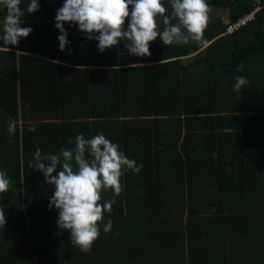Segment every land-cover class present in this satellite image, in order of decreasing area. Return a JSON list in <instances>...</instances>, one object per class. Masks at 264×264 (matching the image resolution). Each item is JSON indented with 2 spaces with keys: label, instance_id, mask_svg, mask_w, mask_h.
<instances>
[{
  "label": "trees",
  "instance_id": "16d2710c",
  "mask_svg": "<svg viewBox=\"0 0 264 264\" xmlns=\"http://www.w3.org/2000/svg\"><path fill=\"white\" fill-rule=\"evenodd\" d=\"M206 2L228 8V20L209 21L204 47H168L157 37L149 57L127 54L123 42L99 53L98 41L65 23L71 43L61 51L54 17L63 0H39V10L21 18L33 31L17 46L0 41V171L9 178L0 200L7 221L0 225V264H141L157 241L165 264H264V186L248 185L249 173L239 172V162L252 156L260 163L256 174L264 171V8L224 34L250 0ZM5 14L0 10V21ZM130 63L136 65L118 67ZM237 75L249 81L239 93ZM9 119L17 125L13 143ZM101 132L143 168L121 177L123 192L104 214L113 227L105 234L101 225L84 253L57 227L58 210L48 208L54 186L29 164L37 146L58 154L74 147L78 134ZM228 151L236 186H193L197 168ZM112 195L103 192L101 202Z\"/></svg>",
  "mask_w": 264,
  "mask_h": 264
},
{
  "label": "clouds",
  "instance_id": "9594fccd",
  "mask_svg": "<svg viewBox=\"0 0 264 264\" xmlns=\"http://www.w3.org/2000/svg\"><path fill=\"white\" fill-rule=\"evenodd\" d=\"M21 3L22 0H0V10H6L0 21V41L4 45L17 46L20 39L33 31L30 26H21V18L37 12L39 0H30L26 8ZM169 3L170 13L163 0H63L54 17L60 33L59 49L65 51L71 43L65 23L78 26L89 41H98L99 53L123 42L127 54L149 57L150 42L157 37L168 47L190 42L206 46L204 33L210 19L206 0H169ZM67 51L70 54L71 50ZM243 68L241 62L236 71ZM234 79L233 90L237 93L249 83L244 76L237 75ZM16 129V122L9 119L8 143L14 142ZM35 130V126L28 128L29 132ZM68 143H73L71 138ZM29 167L41 172L47 185L54 186L48 208L58 210L57 227L70 231L71 244L89 253L101 235V225L105 234L113 227L111 218L105 223L104 214L113 211L116 198L123 192L121 177L127 170L139 173L143 165L128 158L118 144L101 132L90 138L78 134L74 147L61 148L58 154H44L37 146ZM8 191V175L0 171V200ZM106 191L112 192V198L101 202ZM6 223L4 208L0 206V225Z\"/></svg>",
  "mask_w": 264,
  "mask_h": 264
},
{
  "label": "crops",
  "instance_id": "0c3cea01",
  "mask_svg": "<svg viewBox=\"0 0 264 264\" xmlns=\"http://www.w3.org/2000/svg\"><path fill=\"white\" fill-rule=\"evenodd\" d=\"M208 6H209V18L212 17L210 16L212 15V13L216 14L215 12L220 13L218 16L220 18H223V19L228 18V8L221 7V6H215V5H208ZM225 10L227 11L226 12L227 14H224L226 15L225 16L226 18H224L222 15V13H224ZM215 19H209V21H212ZM125 26H127V23L125 24ZM192 55L193 54L183 56L182 57V61H184L183 63L188 62ZM37 56H41V55H37ZM163 61L164 60H162V62ZM149 64H152V63H149ZM128 65H136V63H130L127 65H118V67H123V66H128ZM71 66L80 67V65H75V64H72ZM91 66L88 65L87 67H91ZM213 154H214L213 160L209 161L206 164L207 166L201 165L200 167L197 168V172L195 174L196 179L194 181L196 184H194L193 186H236L235 184H233V182L229 183L230 175L233 173L232 167H231V161H230L232 159L231 152H229V154L226 155V157L220 154L217 155L216 152ZM221 157L223 158V161H218ZM250 160L251 162H247V161L245 162L243 161L241 163L239 162V172L243 171L244 174L245 172L249 173V180L251 182L248 185L264 186V171L261 174H258V175L256 174L258 167L260 165L259 161L257 160V156L250 157ZM186 209H187V206L185 210ZM182 219L184 220V222H186V212L183 214ZM164 250L165 249L163 246L161 245L159 246V241H157V243L153 244L152 246L151 245L147 246V251L145 252V255H144V258L141 264H165L167 260H169V257L168 255H166L167 253H165ZM155 255L157 256V258H153ZM175 264H178L177 261H175Z\"/></svg>",
  "mask_w": 264,
  "mask_h": 264
},
{
  "label": "built area",
  "instance_id": "2783aa9c",
  "mask_svg": "<svg viewBox=\"0 0 264 264\" xmlns=\"http://www.w3.org/2000/svg\"><path fill=\"white\" fill-rule=\"evenodd\" d=\"M250 9L238 16L235 20L229 21L224 30V34H230L234 31L240 29L241 27L247 25L249 22L253 21L256 14L264 8V3L262 0H250Z\"/></svg>",
  "mask_w": 264,
  "mask_h": 264
},
{
  "label": "rangeland",
  "instance_id": "374dc122",
  "mask_svg": "<svg viewBox=\"0 0 264 264\" xmlns=\"http://www.w3.org/2000/svg\"><path fill=\"white\" fill-rule=\"evenodd\" d=\"M226 12H227V11L225 10L224 13H222V15H223L224 18H226V17H225L226 15H224V14H227ZM215 13H216V14L212 13V15H210V16H212V17H210V19H215V18H217V17L219 16V14H220V13H218V12H215ZM161 253H162V252H161ZM161 253H160V254H161ZM153 258H157V256L155 255Z\"/></svg>",
  "mask_w": 264,
  "mask_h": 264
}]
</instances>
